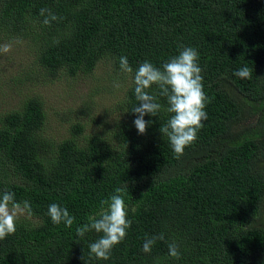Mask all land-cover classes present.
<instances>
[{
  "label": "trees",
  "instance_id": "16d2710c",
  "mask_svg": "<svg viewBox=\"0 0 264 264\" xmlns=\"http://www.w3.org/2000/svg\"><path fill=\"white\" fill-rule=\"evenodd\" d=\"M41 8L59 19L44 25ZM13 38L29 42L44 81L109 64L130 83L105 116L110 127L89 135L75 122L59 140L45 136L38 96L0 114V195L13 192L32 209L0 240V264H264V0H0V42ZM181 46L199 53L208 102L197 139L176 158L159 131L171 114L156 85L147 91L161 109L144 116L150 123L138 134L134 84L119 58L134 71L145 60L161 67ZM244 66L250 79L233 75ZM117 187L132 223L110 258L98 260L89 244L99 234L75 230ZM52 203L74 217L70 228L51 222ZM171 242L179 259L168 256Z\"/></svg>",
  "mask_w": 264,
  "mask_h": 264
},
{
  "label": "clouds",
  "instance_id": "9594fccd",
  "mask_svg": "<svg viewBox=\"0 0 264 264\" xmlns=\"http://www.w3.org/2000/svg\"><path fill=\"white\" fill-rule=\"evenodd\" d=\"M39 15L44 17L42 21L44 25L59 19L50 9L45 8L39 10ZM11 49L10 43L2 44L0 54H7ZM198 59V51L185 46H181L178 54L164 62L161 67H156L145 60L134 71L127 57L119 58L120 69L132 76L134 95L138 104L131 109V112L135 114L133 124L138 134H144L150 123L144 119V116H156L161 109V104L156 102V96L147 91L156 85L159 96L167 100L166 111L171 114L159 131L167 137L176 158L183 155L185 147L195 142L198 130L203 127L202 120L207 118L204 109L208 97L203 90L202 69ZM233 75L241 79H250L252 71L244 66L236 69ZM114 86L119 87V84ZM124 191L123 187L115 188L113 194L101 200L100 211L89 216L88 223L77 226L75 231L79 238H83L85 233L90 231L99 234L98 238L89 244L90 257L108 260L112 249L126 237L127 229L132 222L128 219ZM20 215L28 217L32 215L30 202L25 200L21 204L15 200L13 192H3L0 195V240L15 233L16 221ZM47 215L56 225L63 223L65 227L70 228L74 223V217L70 215L67 208L57 203L48 206ZM163 239V233L146 237L142 251L150 252L155 242ZM168 256L180 258L179 247L175 242L168 244Z\"/></svg>",
  "mask_w": 264,
  "mask_h": 264
},
{
  "label": "rangeland",
  "instance_id": "374dc122",
  "mask_svg": "<svg viewBox=\"0 0 264 264\" xmlns=\"http://www.w3.org/2000/svg\"><path fill=\"white\" fill-rule=\"evenodd\" d=\"M6 43L12 49L0 54V114L20 108L29 96H38L47 117L43 133L54 141L67 136L75 122L89 125L87 135L102 124L110 127V118L105 116L111 114L108 110L120 100L129 80H121L109 64H100L93 74L73 77L62 74L53 81H44L33 67L36 53L29 42L13 38L0 45ZM30 75L34 77L28 79ZM82 108L87 109V114L79 112ZM112 115L116 116V112ZM96 118L100 124L90 128Z\"/></svg>",
  "mask_w": 264,
  "mask_h": 264
}]
</instances>
